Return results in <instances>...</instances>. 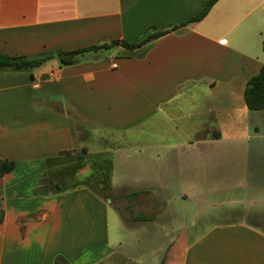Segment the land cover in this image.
I'll return each mask as SVG.
<instances>
[{
  "label": "crops",
  "instance_id": "1",
  "mask_svg": "<svg viewBox=\"0 0 264 264\" xmlns=\"http://www.w3.org/2000/svg\"><path fill=\"white\" fill-rule=\"evenodd\" d=\"M203 1L0 0V53L84 49L68 64L52 55L0 69V159L13 161L0 175V264L57 255L100 264L115 254L142 264L109 237L115 205L87 184H51L48 170L67 151L144 167L112 183L132 209L126 228L150 222L168 236L162 264H264V108H247L242 94L264 61V0H216L132 49L91 47L137 41ZM203 209L220 218L187 237L183 217Z\"/></svg>",
  "mask_w": 264,
  "mask_h": 264
},
{
  "label": "rangeland",
  "instance_id": "2",
  "mask_svg": "<svg viewBox=\"0 0 264 264\" xmlns=\"http://www.w3.org/2000/svg\"><path fill=\"white\" fill-rule=\"evenodd\" d=\"M78 154L84 155L80 160L77 158ZM137 154H141L138 152ZM137 157V156H130ZM107 156L105 154H83L82 151H67L57 158L55 163L48 170V176L53 186H74L77 184H87L89 187L94 189L98 194L107 198L111 204L115 205V210L110 205L108 212L107 227L110 239L121 240V251L127 253L129 256L142 261V264H160L162 255L164 253L165 241L168 236L165 233L158 232L157 227L153 223L146 222L145 227L139 230L131 231L130 228V217L131 208H129L128 198L125 199L122 194L123 188H118L112 183V176L115 181L119 182L121 177H137L140 173H145L144 167H123L122 165H113L112 157L108 161L110 162L111 169H106ZM131 160V159H130ZM131 165H136L137 162L133 158L130 161ZM118 165V167H117ZM112 174V176H111ZM109 175V176H107ZM129 178H125V180ZM173 189L168 190L170 199L164 203L165 214L170 218L176 216L179 209V201L174 197L177 192V184L172 185ZM169 211V212H168ZM175 211V212H173ZM202 215L197 213L192 216H184L183 219L187 222V237L196 235L201 229H203L208 223L220 217L203 215L208 210L203 209ZM175 213V215H173ZM172 215V216H171ZM122 218V219H121ZM138 228V225H135ZM174 233L169 232L168 235ZM170 237V236H169ZM135 259V260H136ZM100 264H137L134 260L120 258L117 254L107 257L105 262Z\"/></svg>",
  "mask_w": 264,
  "mask_h": 264
},
{
  "label": "trees",
  "instance_id": "3",
  "mask_svg": "<svg viewBox=\"0 0 264 264\" xmlns=\"http://www.w3.org/2000/svg\"><path fill=\"white\" fill-rule=\"evenodd\" d=\"M216 0H204L199 10L189 17L188 19L181 21L178 24H173L170 27L162 30H154L146 33L143 37L138 39L137 41H125L122 39H113L109 43H102L99 45H93L91 47H99V46H107V44L111 43H120L122 46L132 49L133 47H136L140 45L141 43L147 41L149 38H152L154 36H157L159 34H162L170 29H173L177 26L186 24L187 22H190L192 20H197L201 18L207 10L210 8V6L215 2ZM262 48L264 50V40L262 41ZM84 50L83 48H76V49H69V50H62L57 49L55 51H49L45 53H41L35 56H27V55H6L3 53H0V69H12V70H19V69H29L32 68L38 64H40L43 60L46 58L55 55L59 61L60 64H68L73 62L74 55ZM243 99L245 102V105L249 109H261L264 108V61L261 63L259 69L256 73L251 75L244 87H243ZM85 154L84 152H82ZM84 155L78 154L77 158L80 160ZM107 156V164L106 169H111L110 162L108 161L110 158V154H105ZM13 168V161L9 159H0V175L3 174L6 171H9ZM109 176V175H107ZM133 218H144L142 215H133ZM52 264H68L66 261L60 256L57 255ZM162 264V262H160Z\"/></svg>",
  "mask_w": 264,
  "mask_h": 264
},
{
  "label": "built area",
  "instance_id": "4",
  "mask_svg": "<svg viewBox=\"0 0 264 264\" xmlns=\"http://www.w3.org/2000/svg\"><path fill=\"white\" fill-rule=\"evenodd\" d=\"M113 65H114V63H113Z\"/></svg>",
  "mask_w": 264,
  "mask_h": 264
}]
</instances>
